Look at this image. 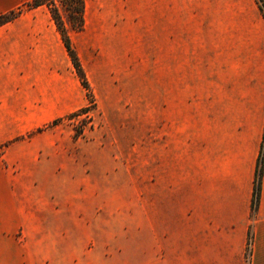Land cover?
I'll return each mask as SVG.
<instances>
[{
	"label": "crops",
	"instance_id": "obj_1",
	"mask_svg": "<svg viewBox=\"0 0 264 264\" xmlns=\"http://www.w3.org/2000/svg\"><path fill=\"white\" fill-rule=\"evenodd\" d=\"M23 1L0 0V14ZM84 1L83 28L69 37L88 80L85 67L94 66L85 57L122 56L126 40L137 54L143 41L149 56L163 57V87L150 109L142 264H264V160L252 206L264 142L256 0ZM85 98L45 5L0 26V146L67 117ZM71 134L65 144L19 141L0 155V264H77V231L92 227L93 212L91 196L77 192ZM40 151L58 173L43 181L9 174L8 164L34 162Z\"/></svg>",
	"mask_w": 264,
	"mask_h": 264
},
{
	"label": "rangeland",
	"instance_id": "obj_2",
	"mask_svg": "<svg viewBox=\"0 0 264 264\" xmlns=\"http://www.w3.org/2000/svg\"><path fill=\"white\" fill-rule=\"evenodd\" d=\"M27 1L12 10L19 11V16L30 9L24 5ZM125 43L122 56L85 57L94 66L85 67L90 80L84 71L93 103L87 113L72 120L61 118L54 125L49 122L0 146L1 155L7 145L19 141L40 145L51 138L54 143L65 144L64 133L73 135L78 120H85L82 134L66 141L76 144L77 192L91 196L93 212L92 227L77 231V264H142L148 259L150 109L155 89L163 87V57L149 56L143 41L140 54L132 49L131 41ZM84 104H90L87 95ZM54 126L57 130L51 132ZM43 131L50 137H39ZM51 156L35 152L34 162L28 159L8 164V172L33 175L43 181L44 176L60 171L52 167L55 158ZM40 191L41 186L37 189Z\"/></svg>",
	"mask_w": 264,
	"mask_h": 264
},
{
	"label": "trees",
	"instance_id": "obj_3",
	"mask_svg": "<svg viewBox=\"0 0 264 264\" xmlns=\"http://www.w3.org/2000/svg\"><path fill=\"white\" fill-rule=\"evenodd\" d=\"M256 2L264 17V0H256ZM24 5L27 6L28 8L45 5L48 8L50 15L56 25V28L61 35L64 46L71 58L72 64L76 70L78 78L82 86L86 89V95L87 98L89 99L90 104L76 111H73L66 118L72 120L73 118H76L83 113H87L90 110V106L93 104L92 100H90V98L92 97L90 86L86 78V75L84 73V70L78 60V57L71 46L70 37H69V30L80 31L83 28L85 1L84 0H29L25 2ZM18 14L19 11H15V10H10L0 14V26L16 18ZM60 121L61 119H56L52 121L51 125L57 124ZM84 122H85L84 119H79L77 125L73 127L75 137H78L82 134L83 127L85 124ZM263 160H264V142L262 144V149L256 167V177H255L253 198H252L253 207L255 206L256 201L258 199Z\"/></svg>",
	"mask_w": 264,
	"mask_h": 264
},
{
	"label": "built area",
	"instance_id": "obj_4",
	"mask_svg": "<svg viewBox=\"0 0 264 264\" xmlns=\"http://www.w3.org/2000/svg\"><path fill=\"white\" fill-rule=\"evenodd\" d=\"M249 248H250V242L248 241V245H247V252L249 251Z\"/></svg>",
	"mask_w": 264,
	"mask_h": 264
}]
</instances>
